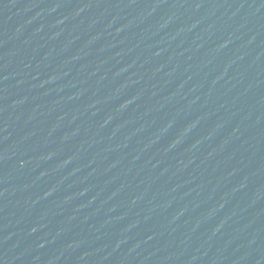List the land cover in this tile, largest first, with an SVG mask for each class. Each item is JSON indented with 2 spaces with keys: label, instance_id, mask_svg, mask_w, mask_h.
Listing matches in <instances>:
<instances>
[{
  "label": "water",
  "instance_id": "water-1",
  "mask_svg": "<svg viewBox=\"0 0 264 264\" xmlns=\"http://www.w3.org/2000/svg\"><path fill=\"white\" fill-rule=\"evenodd\" d=\"M0 264H264V0H0Z\"/></svg>",
  "mask_w": 264,
  "mask_h": 264
}]
</instances>
